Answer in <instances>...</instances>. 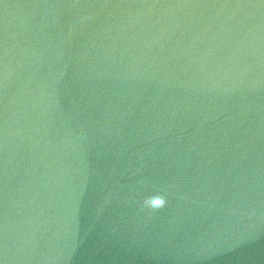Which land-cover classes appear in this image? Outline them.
<instances>
[{
  "label": "water",
  "instance_id": "1",
  "mask_svg": "<svg viewBox=\"0 0 264 264\" xmlns=\"http://www.w3.org/2000/svg\"><path fill=\"white\" fill-rule=\"evenodd\" d=\"M0 264H264V0H0Z\"/></svg>",
  "mask_w": 264,
  "mask_h": 264
},
{
  "label": "clouds",
  "instance_id": "2",
  "mask_svg": "<svg viewBox=\"0 0 264 264\" xmlns=\"http://www.w3.org/2000/svg\"><path fill=\"white\" fill-rule=\"evenodd\" d=\"M167 204L165 196L160 194H155L146 197L142 202V207L147 209L151 213H155L163 209Z\"/></svg>",
  "mask_w": 264,
  "mask_h": 264
}]
</instances>
